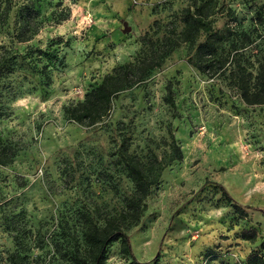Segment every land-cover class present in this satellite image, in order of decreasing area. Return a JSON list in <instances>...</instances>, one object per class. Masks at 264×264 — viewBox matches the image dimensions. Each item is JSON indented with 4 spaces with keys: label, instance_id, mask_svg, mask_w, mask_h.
<instances>
[{
    "label": "rangeland",
    "instance_id": "rangeland-1",
    "mask_svg": "<svg viewBox=\"0 0 264 264\" xmlns=\"http://www.w3.org/2000/svg\"><path fill=\"white\" fill-rule=\"evenodd\" d=\"M9 1L0 56L6 52L16 71L0 79V141L19 150L0 167V264H89L81 216L101 227L104 216L120 214L133 191L116 162L119 135L129 132L130 151L143 156L150 150L160 158L167 151L161 141L167 140L168 124L182 160L165 168L140 222L125 229L136 260L148 261L159 251L160 264H203L209 252L214 264H245L251 252L264 254V105H245L227 73L208 78L187 64V44L144 84L119 94L104 123L85 128L63 118V107L135 57L141 36L151 34L155 22L156 37L172 22L178 33L180 11L199 0H30L39 30L24 43L14 36V22L26 0ZM207 5L213 27L225 38L249 36L239 51L255 69L264 59V0ZM167 81L174 83L179 118L163 102ZM119 122L128 126L118 130ZM213 183L250 207L246 218L224 203ZM249 228L257 233L254 244L240 239ZM16 251L25 258L13 261ZM104 264L132 262L116 242Z\"/></svg>",
    "mask_w": 264,
    "mask_h": 264
},
{
    "label": "trees",
    "instance_id": "trees-1",
    "mask_svg": "<svg viewBox=\"0 0 264 264\" xmlns=\"http://www.w3.org/2000/svg\"><path fill=\"white\" fill-rule=\"evenodd\" d=\"M207 2L208 0H199L198 5L194 3L180 11L176 20H179L183 26L178 33L172 22L166 33L156 37L160 25L155 22V30L151 34L145 33L141 36V46L135 57L131 61L113 67L98 83L88 88L82 100L63 107V118L85 128H93L104 123L111 117L112 104L116 97L144 84L151 73L159 69L168 56L182 44L188 45L187 64L193 66L200 74L213 78L227 73L228 83L236 90L245 105H264V59L258 61L256 68L253 69V63H250L242 51H239L250 43L249 36L246 33L236 35L234 33L232 38L228 39L215 30L212 19H209L212 7L209 8ZM222 9L224 7H221ZM11 10V1L7 0L4 3L0 1V31L6 24ZM230 12V9H227V13ZM37 16L38 12L32 1L26 0L19 6L14 22V36L18 42H28L38 33ZM255 19L259 25L263 23L260 14L256 13ZM224 41L228 42L227 48ZM237 44H240V49ZM4 53L0 56V79L16 71V63ZM40 71L47 85L50 79L46 75V68L43 67ZM173 85L172 81L166 82L163 102L171 112V117L179 118ZM127 126L126 123H117L118 130ZM128 133L123 132L119 135L116 147V162L125 170L133 186L131 194L123 199V210L118 216H104L101 227L97 226L89 215L81 216L82 236L89 264H104L108 248L116 242L120 244V254L129 258L132 264H160L159 251L148 261H137L131 251L125 229L140 222L146 210L145 201L152 189L158 186L162 172L171 163L181 161L182 152L169 124L167 140L161 141L162 145L167 147V151L160 158L150 150L143 156L130 151L131 138ZM18 150L10 145L3 146L0 141V167L9 165ZM213 186L220 192L224 203L231 207L239 218L247 217V210L250 207L242 206L233 200L222 185L213 183ZM259 211L264 217V210ZM240 239L254 244L257 239L256 230L253 228L242 230ZM260 244L264 249V242ZM16 246L18 250L20 244L16 243ZM21 250L23 251L22 248ZM16 253L11 255L13 261L25 258L20 257L18 251ZM210 254L209 252L205 254L203 264H214L215 259L210 257ZM245 264H264V254L251 252L246 256Z\"/></svg>",
    "mask_w": 264,
    "mask_h": 264
},
{
    "label": "water",
    "instance_id": "water-1",
    "mask_svg": "<svg viewBox=\"0 0 264 264\" xmlns=\"http://www.w3.org/2000/svg\"><path fill=\"white\" fill-rule=\"evenodd\" d=\"M130 29L129 27L126 26V24L123 25V32L126 33L128 32Z\"/></svg>",
    "mask_w": 264,
    "mask_h": 264
}]
</instances>
